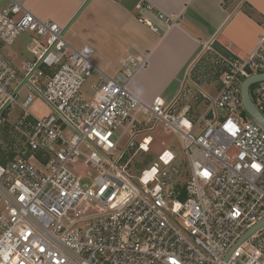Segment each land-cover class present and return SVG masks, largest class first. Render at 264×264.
<instances>
[{
  "label": "built area",
  "instance_id": "built-area-1",
  "mask_svg": "<svg viewBox=\"0 0 264 264\" xmlns=\"http://www.w3.org/2000/svg\"><path fill=\"white\" fill-rule=\"evenodd\" d=\"M5 1L0 124L19 110L14 129L24 140L0 164V264H264V225L241 241L264 220V129L242 104L244 81L264 74V41L245 58L208 47L224 72L207 110L192 117L189 105L179 110L182 94L148 104L130 91L147 58L128 56L111 76L91 47H74L64 27L32 14L27 0ZM26 33L31 58L16 64L3 49ZM94 74L88 100L82 89ZM250 96L264 116V81ZM38 100L49 116L33 114ZM144 121L182 136L183 170L167 147L132 173V155L148 154L154 142L153 135L136 141ZM123 139L127 146L115 155ZM79 160L99 173L92 186L75 174Z\"/></svg>",
  "mask_w": 264,
  "mask_h": 264
},
{
  "label": "crops",
  "instance_id": "crops-1",
  "mask_svg": "<svg viewBox=\"0 0 264 264\" xmlns=\"http://www.w3.org/2000/svg\"><path fill=\"white\" fill-rule=\"evenodd\" d=\"M26 7L64 27L74 47H91L98 68L111 76L126 57L147 58L129 89L148 104L180 83L168 100L178 98L208 47L245 58L264 41V0H27ZM158 13L177 23L168 26Z\"/></svg>",
  "mask_w": 264,
  "mask_h": 264
},
{
  "label": "rangeland",
  "instance_id": "rangeland-1",
  "mask_svg": "<svg viewBox=\"0 0 264 264\" xmlns=\"http://www.w3.org/2000/svg\"><path fill=\"white\" fill-rule=\"evenodd\" d=\"M3 4H6L5 0L0 1V5ZM32 47V36L30 33H26L17 39L14 46L4 47L3 51L4 54L14 63L20 64L23 59L31 58L29 50ZM192 68L193 69L189 71L188 77L184 78L186 79L184 84H182L184 85V88L182 90L183 93L181 95V105L179 106V110L184 111L187 109L186 106L189 105L192 111L191 116L197 117L207 110L209 99L216 94V87L218 86L223 66L219 62L216 53L212 50H208L200 55ZM96 80L97 75L94 74L93 77H91L83 86L82 95L88 100L94 98L92 85ZM179 85L180 83L176 84V86L172 87V90L169 91L170 93L164 96L167 102L170 101L168 99L173 97L174 90L180 87ZM201 91L206 93L208 100L203 99L201 95H199ZM31 111L39 118L49 116L51 113L50 108L41 100H38L35 105L31 107ZM20 115V111L15 109V113H12L8 121L5 124H0V164L7 165L21 150V145L24 139L20 132H17L14 129V124L18 121ZM151 125L152 123L144 121L140 128L141 133L136 137V141L139 142L146 135H153L154 142L151 146V151L148 154L137 152L136 155H132L130 158L132 173L137 175L140 172L139 170L147 168L150 164L157 161L159 155L167 147L176 151L179 156L176 165L183 170L185 168L184 163L186 162V154L181 147L182 136L168 133L164 130L162 125L157 126L152 131ZM127 143V140L123 139L120 143L121 148L116 151L115 155H118L123 151L127 146ZM74 172L81 178L82 184L88 186H92L99 176V173L87 167L83 163V160L78 161ZM94 206L95 203L91 202V207L93 208ZM98 210L99 209L96 208V211Z\"/></svg>",
  "mask_w": 264,
  "mask_h": 264
},
{
  "label": "water",
  "instance_id": "water-1",
  "mask_svg": "<svg viewBox=\"0 0 264 264\" xmlns=\"http://www.w3.org/2000/svg\"><path fill=\"white\" fill-rule=\"evenodd\" d=\"M262 81H264V74L254 75L244 81L242 85V104L245 111L249 114V116L264 129V116L255 106L250 96V87ZM263 225H264V220L261 223H259L253 230L249 231L242 238L241 241L245 240L248 236L253 234L257 229H259Z\"/></svg>",
  "mask_w": 264,
  "mask_h": 264
},
{
  "label": "trees",
  "instance_id": "trees-1",
  "mask_svg": "<svg viewBox=\"0 0 264 264\" xmlns=\"http://www.w3.org/2000/svg\"><path fill=\"white\" fill-rule=\"evenodd\" d=\"M223 72H224V68H222V71H221V73H220V74L222 75V73H223ZM221 75H220V77H221ZM245 113H246V112H245Z\"/></svg>",
  "mask_w": 264,
  "mask_h": 264
},
{
  "label": "snow or ice",
  "instance_id": "snow-or-ice-1",
  "mask_svg": "<svg viewBox=\"0 0 264 264\" xmlns=\"http://www.w3.org/2000/svg\"><path fill=\"white\" fill-rule=\"evenodd\" d=\"M254 167H257L258 168V166H256V165H254ZM174 264H175V262H174Z\"/></svg>",
  "mask_w": 264,
  "mask_h": 264
},
{
  "label": "bare ground",
  "instance_id": "bare-ground-1",
  "mask_svg": "<svg viewBox=\"0 0 264 264\" xmlns=\"http://www.w3.org/2000/svg\"><path fill=\"white\" fill-rule=\"evenodd\" d=\"M148 141H150V139H148Z\"/></svg>",
  "mask_w": 264,
  "mask_h": 264
}]
</instances>
